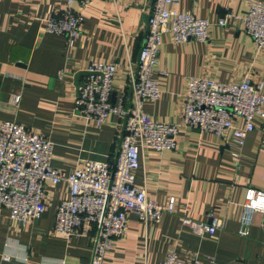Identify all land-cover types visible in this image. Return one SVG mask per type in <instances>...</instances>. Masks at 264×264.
I'll return each mask as SVG.
<instances>
[{
  "label": "crops",
  "instance_id": "0c3cea01",
  "mask_svg": "<svg viewBox=\"0 0 264 264\" xmlns=\"http://www.w3.org/2000/svg\"><path fill=\"white\" fill-rule=\"evenodd\" d=\"M153 1L93 0L82 12L81 35L68 40L47 34L43 27L44 18L61 14L66 0H0V123L14 122L47 138L53 145L51 165L64 176L81 160L112 161L123 121L112 116L96 129L79 118L74 112V78L93 60L113 62L118 72L111 98L113 103L122 98L129 107V73L136 72ZM247 4L179 1L178 12L210 22L208 42L179 45L163 36L155 73L162 94L156 103L143 104L145 114L177 124L190 78L221 83L248 79L263 83L264 94V48L255 49L237 20L217 25L228 14L242 15ZM74 9H79L76 3ZM15 95L20 96L17 105ZM135 178L149 200L166 204L175 198L174 212L163 215L158 224H142L130 214L125 236L103 264H159L171 251L180 259L199 254L202 264H264V214H254L248 234L238 235L245 190H264V119L255 120L237 159L219 138L187 129L178 136L175 150L143 152ZM45 195L41 218L24 229L0 208V264H89L93 251L87 238L53 234L66 184H46ZM209 216L221 221L213 237H197L181 225L183 218L209 223Z\"/></svg>",
  "mask_w": 264,
  "mask_h": 264
},
{
  "label": "built area",
  "instance_id": "2783aa9c",
  "mask_svg": "<svg viewBox=\"0 0 264 264\" xmlns=\"http://www.w3.org/2000/svg\"><path fill=\"white\" fill-rule=\"evenodd\" d=\"M93 0H66L60 15L43 19L47 34L76 40L81 35L82 12ZM180 0H154L147 11L143 45L137 69L129 73L131 105L122 98L112 103L113 81L118 68L113 62L93 60L84 69L74 98V112L86 124L99 129L112 116L123 121L122 135L112 161L81 160L68 175L51 165L52 143L40 134L14 122L0 123V208L19 229L37 222L46 209V184L65 183L67 195L60 202L53 234L69 239L87 238L93 255L89 264H103L105 256L126 233L130 214L142 224H158L163 215L172 214L175 198L158 204L147 197L145 186H137L135 173L143 152L173 151L178 136L187 129L212 135L239 157L255 120L264 119L263 83L248 79L221 83L208 78H190L177 124L154 121L143 112L145 102L156 103L162 94L155 76L163 36L174 44L193 41L206 44L210 22L188 12H178ZM77 4L78 10L74 9ZM230 19L240 22L255 49L264 48V2L248 0L240 16L226 15L218 21L225 27ZM158 75H165L158 71ZM155 76V77H154ZM61 77V76H59ZM20 96L13 97V104ZM241 122V126H237ZM254 214H264V190L247 188L240 205L238 235L246 236ZM209 223L183 218L181 225L197 237H213L221 221L213 216ZM8 260L9 258H4ZM159 264H202L199 254L180 259L174 251Z\"/></svg>",
  "mask_w": 264,
  "mask_h": 264
},
{
  "label": "water",
  "instance_id": "95a60500",
  "mask_svg": "<svg viewBox=\"0 0 264 264\" xmlns=\"http://www.w3.org/2000/svg\"><path fill=\"white\" fill-rule=\"evenodd\" d=\"M86 75V72H79L75 75V78H74V85H75V88H77L78 84H79V79L80 77L82 76H85ZM112 103H113V97H112Z\"/></svg>",
  "mask_w": 264,
  "mask_h": 264
}]
</instances>
